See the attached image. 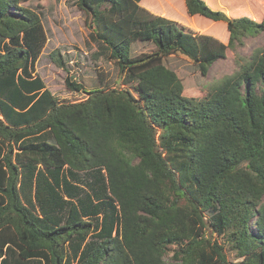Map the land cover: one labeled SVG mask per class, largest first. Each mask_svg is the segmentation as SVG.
Returning a JSON list of instances; mask_svg holds the SVG:
<instances>
[{
  "label": "trees",
  "instance_id": "obj_1",
  "mask_svg": "<svg viewBox=\"0 0 264 264\" xmlns=\"http://www.w3.org/2000/svg\"><path fill=\"white\" fill-rule=\"evenodd\" d=\"M141 1L79 0L134 92L61 103L32 77L46 42L39 15L0 0V264H228L212 233L228 235L239 264H264V48L201 99L163 63L180 51L207 76L228 48L264 33V17L186 0L190 16L226 23L224 44ZM136 41L159 49L134 58Z\"/></svg>",
  "mask_w": 264,
  "mask_h": 264
},
{
  "label": "rangeland",
  "instance_id": "obj_2",
  "mask_svg": "<svg viewBox=\"0 0 264 264\" xmlns=\"http://www.w3.org/2000/svg\"><path fill=\"white\" fill-rule=\"evenodd\" d=\"M204 1L227 14L230 9L234 10L231 5L239 7V11L230 13L232 18L264 17V0ZM223 2H227L228 6ZM21 5L39 15L46 35L45 45L34 69L31 70L32 77H40L46 89L59 102L78 103L86 100L90 96L89 92L101 89L124 88L134 92V84H124L125 74L116 60L109 58L103 51L102 43L96 39L93 13L82 9L79 0H23ZM140 6L155 15L178 22L186 32L210 35L224 44L229 42L230 33L226 23L219 24L201 16H190L187 13L186 0H142ZM3 44L0 39L2 50ZM258 48H264V33L243 37L241 42L235 43L234 49L228 48L225 59L216 61L210 67L207 76L201 74L197 63L180 51L164 58L163 63L180 78L186 96L201 99L208 95L225 75H231L239 70L238 60L248 59ZM158 49L152 42L136 41L132 44L131 54L135 58L155 53ZM60 60L64 67H61ZM67 79L81 84L83 89L79 92L70 90L66 85ZM81 178L86 181L80 185L81 188L88 191L93 175L91 172L82 173ZM211 214V211L205 212L206 217ZM208 230L210 234L212 229ZM212 237L223 246L228 264H239L243 260L239 258L238 251L230 242L228 235L212 233ZM176 248V245L168 247L165 256L167 262L173 261Z\"/></svg>",
  "mask_w": 264,
  "mask_h": 264
}]
</instances>
